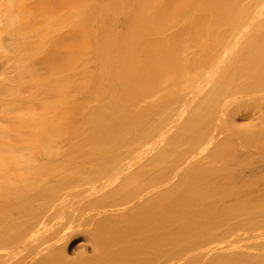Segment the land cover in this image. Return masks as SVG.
Masks as SVG:
<instances>
[{
	"label": "bare ground",
	"instance_id": "6f19581e",
	"mask_svg": "<svg viewBox=\"0 0 264 264\" xmlns=\"http://www.w3.org/2000/svg\"><path fill=\"white\" fill-rule=\"evenodd\" d=\"M23 1L18 12L25 13V24L15 23L18 34L10 39L9 33L7 42L17 37V44L7 49L17 50L16 85L25 94L16 97L5 87L1 95L18 98L19 158L29 139L33 156L51 161L35 159L30 171L22 162L13 170L5 145L0 236L24 242L46 231L47 220L31 221L30 215L62 207L56 200L35 208L37 197L61 188L75 191L72 202L87 209L94 254L82 252L74 261L66 254L70 239L58 232L37 247H48L37 264H264V169L241 181L213 164L191 165L167 188L162 177L165 166L195 159L203 141L216 137V102L224 88L264 79V50L251 44L234 56L221 50V44L229 48L230 40L241 39L231 32L244 28L250 43L264 44V0L253 8L239 0ZM33 59L35 70L27 66ZM212 64L215 69L205 73ZM201 69L220 82L195 89L192 77L198 81ZM262 100L252 101L262 110L260 124L240 137L229 134L218 154L235 157L252 136L264 133ZM9 103L7 108L15 104ZM258 125L263 129L254 130ZM150 142L158 151L146 159L150 151L142 148ZM77 178L85 179L75 185ZM97 179L102 181L95 184ZM257 237L263 242H250ZM55 240L60 242L54 247ZM221 242L226 244L218 251ZM26 251L18 249V259Z\"/></svg>",
	"mask_w": 264,
	"mask_h": 264
},
{
	"label": "rangeland",
	"instance_id": "374dc122",
	"mask_svg": "<svg viewBox=\"0 0 264 264\" xmlns=\"http://www.w3.org/2000/svg\"><path fill=\"white\" fill-rule=\"evenodd\" d=\"M25 1L26 0H24L23 2L25 3ZM27 2H29V4H34L35 0H28ZM259 2H261V0H239L238 1L239 4H242V5L247 4L251 6L252 8L256 7L259 4ZM19 3H20V0H0V204L2 201L1 190L3 187V183H4L5 164L7 163V161H9L7 160V158H5V145H6L7 154H8V151H11L12 153L10 155H13L11 159L8 157L10 159L8 163L11 164L12 166L11 168L13 170L14 168H17L18 166H20L22 162L27 167L23 170L30 171L35 165V159L41 161L42 163H48L51 161L50 159H47V157H36L35 158V156H33V144L29 139L22 143L24 145L23 154H22L24 159L19 158V153L17 152L18 149H20V147H18L19 137L17 133L18 131L17 115L19 114V111H18L19 108L17 109V107L19 106H18V103L15 102V100L17 99V102H18V98H16L17 97L16 95H18L19 93L25 94V92L22 89L23 87L20 88L21 86H18L19 85L18 76L20 73L19 72L20 69L17 67L18 63H16L17 62V50L15 51L14 49V53L13 52L11 53V51L7 49L8 48L7 44H9L10 42L13 43L14 40L12 41L10 40V42L9 41L7 42V36H8V40L10 37H11L10 39H12L11 34L12 35L18 34L17 27L19 26V24H20L19 27L21 28L25 24V20H24L25 13L23 15V13H21L22 11L18 12L19 10L18 6L21 5ZM15 23L16 24L18 23L17 24L18 26ZM28 24L30 25L29 20L27 22V25ZM26 30L27 31L25 32V34H26L27 40L25 39V41L24 40L23 41L26 44H28L29 43L28 40L29 41L31 40V39H28L29 33H31V28L28 29V26H27ZM231 33H236L235 35H241V37H238L241 39L230 40L229 48L226 46V44H221L222 51L224 49L232 53V56H234L243 49V46L245 44H251L252 47L254 48H259L260 50H264V44L261 43L260 41H255V42L250 43L252 38L250 39V37H247V35L250 33L249 30L247 31V29L244 28V30H239L236 32H231ZM8 34L10 35V37ZM21 38L22 37H20V41L23 39ZM63 38H65V36H63ZM16 40H17V37H16ZM31 41L30 43H32ZM16 44H17V41H16ZM28 46H29L28 51H30L31 45L29 44ZM217 48H218V45H217ZM13 59H16V61ZM34 59H33V63L31 62V60L27 62V66L29 68H32L30 66H33L34 68L35 66ZM31 63L33 65H30ZM212 66L214 65L212 64L211 67L210 65H207L206 67H204V72L206 73L207 71H211L212 69L214 70L215 68H213ZM208 67L210 70L207 69ZM42 68L43 67L40 66L41 71L44 72L45 69H42ZM17 71H18V75H17ZM202 71L203 70L201 69L200 72L204 74L202 75V77L200 76L198 72H196L198 74L197 80L199 81L200 79L199 82L195 80L196 77L195 79L192 77V83L195 86L194 87L195 89L210 90L212 89L214 84H217L220 82L216 74H212L213 72L209 73L210 78H208L209 76L205 77L208 73L205 74ZM196 73L193 76H195ZM203 76L206 78L207 84L205 82V79H202ZM200 82L205 83V84H201ZM17 83L18 85H16ZM5 87H10L12 90H14L15 92L14 95L16 97H14L13 95V97L10 96L9 98L6 99L3 95H1L2 94L1 91L5 90ZM20 89L23 91H20ZM32 90L30 86L26 90L27 91L26 93L28 92L30 93ZM262 96H264V79L257 80L255 82H250L249 84L245 86L237 85V86H234V88H232L229 85L226 89L224 88L222 91V95L220 97L218 95V100L216 102V108H217L216 114L217 115H216L215 121L218 120V118L221 120L219 125H217L218 128L215 129V131L217 130L215 133L216 137H214L211 140L208 139L206 141H203V143H205V145L203 146V152L199 154L195 159L190 160L189 158L188 159L186 158L184 162L182 161L183 162L182 165H178V161L180 163V160H177L165 166V168L162 170L163 187L167 188L168 186L173 185L176 182V180L179 179V176H180L179 173L185 172L184 171L185 167L191 166V165H195L197 167L202 168L205 165L210 166L213 164V166L219 169L222 173H225V172L234 173L237 176V180H241V181L243 177L248 176V174L250 175V174H255V173H261L262 170L264 169V140L260 138V135H264V133L260 135L252 136L246 143L247 149L244 152H241V154L238 152V155L235 157L222 156L218 154L217 151L221 148L226 147L227 145L226 138L227 136H229V134L240 137L241 135L248 133L247 130L251 127V125L255 126L257 124H260L258 123L259 118L258 117L256 118V116L259 115V113H261L262 110L260 106H256L255 104L252 103V101L257 97H262ZM11 99H13V101ZM237 99H240L238 101V103L240 102L238 109H236L238 105V103L236 102ZM248 99H250L249 103H245V101ZM6 100L8 101V103L10 102L9 104H11L12 102L15 104L12 103L13 106L11 105L12 106L11 108H7L8 105L5 104ZM233 100H235V102H233ZM223 110H225L224 114H222ZM221 123L223 126L220 127ZM262 127L263 126L258 125L255 127L254 130H262L264 128ZM28 128H30L33 131L32 124L28 125ZM251 128L253 129L254 127H251ZM167 133L170 134L172 133V131H169ZM27 137L29 138V135H27ZM149 140H151V137L149 138ZM235 142L240 143L238 139ZM142 150L150 151V153H146L147 155L145 157L146 159L147 158L151 159L154 153L158 151L157 148L154 150V145L152 142H150L148 146H145L144 148H142ZM208 152H211V154L206 158V154ZM259 152L262 153L263 155H260ZM55 160H58V158L56 157ZM231 163L234 164L235 166L230 167L228 164H231ZM126 174H127V170L122 172L120 177L122 178ZM84 179L85 178H77L75 179L76 182L74 184L79 185L80 182ZM51 180L54 181L55 176H53ZM101 181H102L101 179H97L96 182L94 183L99 184ZM117 183H118V180L113 181L110 184V187L108 188L110 189L114 187ZM108 188L104 189L101 192L103 193L107 192L109 190ZM74 192L75 191L71 192V191L63 190L59 188L58 190H55L53 194L51 195H46L47 194L46 193V194H43L42 196L37 197V200H36L37 203L35 205V208H39L42 205H46L49 208L51 203H53L56 200L58 203H60L63 206L60 208H54L52 211H49V212L48 210L45 211L44 209H41V210L35 209V216L34 214L30 215V220L31 221L33 220L43 221V219L41 218L43 217L44 219L47 220L46 221L47 223L43 221L44 224L49 223V226H47L48 228L46 231L41 232L38 236L32 239L26 238L24 242H16L12 239H4L0 236V263L4 262L5 264V259H6L7 260L6 264H16L18 262L19 264H37L41 259H43L46 256V251L48 249V247H46L45 249L43 248L37 249V247L41 248V244L47 236L56 234L58 232L61 233L62 235H67L68 239H70V240H67L68 243H67V248H66V254L68 257L72 258L74 261H79L81 260V258H77V257L81 255L82 252H84L88 256H93L95 247H94V242L92 240V236L88 232V230L92 227L91 223H89L87 220L88 211L87 209L84 208L82 203L72 202L73 199L71 200V198L74 197L73 195ZM92 193H93V190H92ZM0 220H1V217H0ZM41 226H44V225L42 224ZM32 230H33L32 228L29 229L27 233L31 232ZM249 233H252V232H246V235H248ZM55 241H54V247H55V244L57 245V242H60L57 240ZM258 241L263 242V239L260 237H257V238L252 239L250 242H258ZM212 242L213 240H210L207 243L209 244ZM51 244H53V242ZM225 244H226L225 242L218 243L217 244V247L219 248L218 251L222 250L221 248ZM33 245H35V250L31 249V246ZM23 248H26L27 251L23 256H20V258L18 259L19 256H17L16 252L18 251V249H23ZM51 248H52V245L50 246V249ZM174 262L175 261H169L168 264H173ZM203 263L204 262L200 264H203ZM195 264H198V263H195Z\"/></svg>",
	"mask_w": 264,
	"mask_h": 264
}]
</instances>
